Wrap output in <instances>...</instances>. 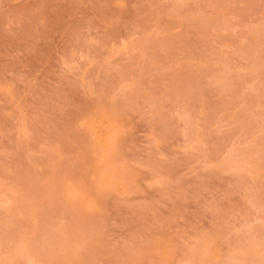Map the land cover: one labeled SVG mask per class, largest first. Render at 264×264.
I'll list each match as a JSON object with an SVG mask.
<instances>
[{"label": "rangeland", "instance_id": "obj_1", "mask_svg": "<svg viewBox=\"0 0 264 264\" xmlns=\"http://www.w3.org/2000/svg\"><path fill=\"white\" fill-rule=\"evenodd\" d=\"M0 264H264V0H0Z\"/></svg>", "mask_w": 264, "mask_h": 264}]
</instances>
